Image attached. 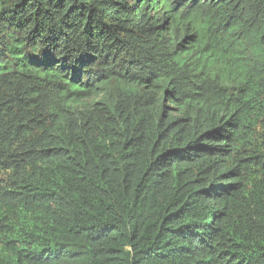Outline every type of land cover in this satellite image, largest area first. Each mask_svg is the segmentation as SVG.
I'll use <instances>...</instances> for the list:
<instances>
[{"label":"trees","instance_id":"16d2710c","mask_svg":"<svg viewBox=\"0 0 264 264\" xmlns=\"http://www.w3.org/2000/svg\"><path fill=\"white\" fill-rule=\"evenodd\" d=\"M0 264H264V0H0Z\"/></svg>","mask_w":264,"mask_h":264},{"label":"bare ground","instance_id":"6f19581e","mask_svg":"<svg viewBox=\"0 0 264 264\" xmlns=\"http://www.w3.org/2000/svg\"><path fill=\"white\" fill-rule=\"evenodd\" d=\"M72 80V79H71Z\"/></svg>","mask_w":264,"mask_h":264}]
</instances>
